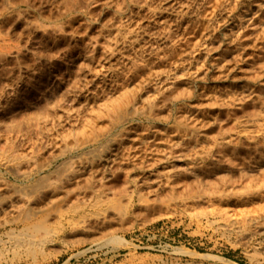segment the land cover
<instances>
[{"label": "rangeland", "instance_id": "obj_1", "mask_svg": "<svg viewBox=\"0 0 264 264\" xmlns=\"http://www.w3.org/2000/svg\"><path fill=\"white\" fill-rule=\"evenodd\" d=\"M0 264H264V0H0Z\"/></svg>", "mask_w": 264, "mask_h": 264}, {"label": "bare ground", "instance_id": "obj_2", "mask_svg": "<svg viewBox=\"0 0 264 264\" xmlns=\"http://www.w3.org/2000/svg\"><path fill=\"white\" fill-rule=\"evenodd\" d=\"M249 10V9H248Z\"/></svg>", "mask_w": 264, "mask_h": 264}]
</instances>
